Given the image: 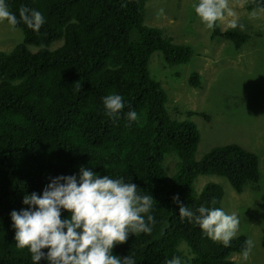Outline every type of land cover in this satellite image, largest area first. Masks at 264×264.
<instances>
[{
    "label": "trees",
    "instance_id": "obj_1",
    "mask_svg": "<svg viewBox=\"0 0 264 264\" xmlns=\"http://www.w3.org/2000/svg\"><path fill=\"white\" fill-rule=\"evenodd\" d=\"M7 2L17 16L21 5L40 11L46 23L39 31L19 24L23 41L11 52H0V264H31L27 249L15 246L10 218L12 210L26 207L24 195L40 194L50 177L78 175L81 167L132 179L154 199L151 234H129L113 255H131L136 264H166L174 255L188 264H234L231 256L242 253L247 237L233 238L224 247L187 219L181 221L173 202L178 195L193 210L221 208L223 188L209 183L198 194L194 182L199 176L225 178L238 194L261 179L258 157L239 145L215 147L195 159L201 134L191 118L205 114L187 112L183 121L170 117L168 94L149 71L151 56L161 53L166 66L174 67L189 63L193 49L143 24L147 0ZM245 9L264 12V0H246ZM217 37L236 50L251 38L237 27L222 31L216 21L212 38ZM61 40V47L47 49ZM188 83L199 88L200 74L193 72ZM112 92L126 102L118 120L104 115L102 97ZM130 110L139 123L128 126L124 113ZM171 153L179 158L172 176L164 167ZM182 242L191 250L190 259L179 250Z\"/></svg>",
    "mask_w": 264,
    "mask_h": 264
},
{
    "label": "rangeland",
    "instance_id": "obj_2",
    "mask_svg": "<svg viewBox=\"0 0 264 264\" xmlns=\"http://www.w3.org/2000/svg\"><path fill=\"white\" fill-rule=\"evenodd\" d=\"M195 0H147L143 24L160 28L164 37L175 44L190 46L194 51L187 64L168 67L161 53H154L149 62L151 76L161 82L168 94L166 109L173 120L187 119V112L203 113L207 118H191L201 134L195 159L200 161L210 150L226 145H239L258 157L260 182L247 184L242 193H236L229 182L218 176H199L194 182L200 194L209 183L223 188L221 208L235 214L239 224L235 238L245 236L253 247L245 258L234 253V264H264V12H248L246 0H224L225 9L217 20L222 31L237 27L250 34L249 41L236 50L223 38H212L208 29L195 14ZM23 33L0 22V52H11L23 41ZM63 40L51 44L53 51ZM29 51L37 52L30 46ZM154 74H153V72ZM193 72L201 76V86L189 85ZM179 158L169 154L164 167L169 175L178 170ZM184 257H192L186 243L179 245Z\"/></svg>",
    "mask_w": 264,
    "mask_h": 264
},
{
    "label": "clouds",
    "instance_id": "obj_3",
    "mask_svg": "<svg viewBox=\"0 0 264 264\" xmlns=\"http://www.w3.org/2000/svg\"><path fill=\"white\" fill-rule=\"evenodd\" d=\"M225 9L224 0H195L193 10L201 22L212 29ZM15 29L23 23L39 31L46 23L44 15L21 5L18 16L10 11L7 0H0V22ZM104 115L118 120L126 106L115 92L102 97ZM128 126L139 123L135 110L124 113ZM153 197L123 176L100 175L91 168L81 167L79 174L49 178L42 192L24 195L19 211L12 210L11 227L18 249H27L31 264L41 260L47 264H136L133 256L113 255L117 244L127 241L129 234H151L156 223L152 214ZM179 206L181 221L187 219L201 229L204 236L224 247L235 238L239 220L222 208L201 205L195 210L173 196ZM62 212L68 216L62 218ZM253 242L245 241L242 255L247 258ZM46 249V251H43ZM166 264H188L180 256H172Z\"/></svg>",
    "mask_w": 264,
    "mask_h": 264
}]
</instances>
